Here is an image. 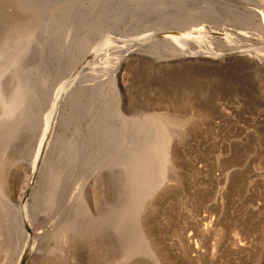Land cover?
I'll return each instance as SVG.
<instances>
[{
  "label": "rangeland",
  "instance_id": "rangeland-1",
  "mask_svg": "<svg viewBox=\"0 0 264 264\" xmlns=\"http://www.w3.org/2000/svg\"><path fill=\"white\" fill-rule=\"evenodd\" d=\"M244 5L0 0V66L21 73L25 85L44 82L36 85L43 89L34 126L10 144L17 182L32 171L59 90L71 83L78 96L27 194L37 209L26 222L39 227L49 218L52 230L28 239L19 255L22 230L32 229L19 208L0 209V264H264V68L240 56L260 45L235 36ZM165 30L186 43L152 40ZM119 62L121 84L112 74ZM159 113L179 125L168 126L162 181L142 200L131 190L145 161L133 163L135 130L156 124ZM62 132L70 140L57 144ZM151 170L143 167V178Z\"/></svg>",
  "mask_w": 264,
  "mask_h": 264
},
{
  "label": "bare ground",
  "instance_id": "bare-ground-1",
  "mask_svg": "<svg viewBox=\"0 0 264 264\" xmlns=\"http://www.w3.org/2000/svg\"><path fill=\"white\" fill-rule=\"evenodd\" d=\"M243 3H245L246 5L240 6L241 8L240 11H237L239 14L233 18L234 23L233 25H231L232 28L234 27V29H236V35L235 34L234 35L237 36L238 38H242V37H248V34H250L251 36L256 37L257 42H259L260 45L257 44V47L254 48L253 46L252 47L253 49L249 48L248 50L242 48L243 50H240L241 53L240 56L248 60H252L253 58L256 60V61L252 60L254 61L255 66L258 65L259 67L264 68V0H243ZM159 38L168 39V40L170 39L171 43L169 42V44L171 45V47L172 46L176 47L179 46L181 43H186L181 33L173 32L169 30L155 33V35L152 36V40H156V39L158 40ZM17 42L18 41H16L15 43ZM27 44L29 45L30 43ZM239 49L241 48L239 47ZM34 51H35L34 49L31 50L30 52L31 56L34 55ZM252 51L255 53L256 56L252 55ZM69 52L70 51H68V53ZM2 53L5 52H3L2 50ZM2 61L3 60L0 51V63ZM7 69L8 68L5 66H0V209H5V210L7 209L8 211L12 207L19 208L21 212L22 224L32 229V233L22 230L24 239L22 242L23 246L20 247L19 249V255H20L24 253L28 239L31 241L35 240L41 233L44 234L50 233V231L52 230L49 229L51 226L50 224L46 225L50 222L49 218H45L46 220L45 219L41 220V223L38 222L39 227H35L33 224L34 222H31V224H28L29 222H26L28 212L30 211V214H32L33 211V213L35 214V211L37 209L36 206L37 203L35 202L31 204L28 201L27 194L29 189L31 188L32 182L34 181V177L36 176V174L40 169L42 163L41 159L50 143V138L53 135V133L55 134L56 132V126H61L63 124L69 126V124L71 123V118L68 114L69 112H66L65 108L68 105V102H70V104L72 103L73 105L74 102L73 100L74 98L75 100H77L75 97L77 95L75 94L73 95L71 91H68L67 87L71 86V83H68L65 87H63L64 85H62L63 88L59 87V89L61 88L59 91L61 90L62 91L60 93L58 92V95L56 96L55 101L53 103V106L51 107V111L50 113L48 112L49 114L45 118L44 126L39 141L37 155L35 158V162H33L32 171L28 174V177L20 184V181L17 182V178H16V173H17V170L15 169L16 163L10 162L11 160V155L9 154L10 153L9 151L11 149L10 144L17 137H19L21 133L22 136L25 133H27L26 129L28 128H25V126H27V123L28 126L30 124L31 126H34L33 119L36 116V111H37L36 107H38L39 96L42 94L41 92L43 89L41 88L39 91L38 89H36L37 87L36 85H38L39 82L44 84V82L42 81V79L35 77L36 79L34 80L33 78L31 79L29 86L27 84L25 85L27 81L24 80V76H22L21 73L18 72L19 74L16 75L17 78H15V75L13 77L11 72L8 74ZM123 69H124V64L122 62H119L114 72H112L114 80L120 81V84H121ZM89 72L85 74H89ZM91 73H93V71ZM92 75L90 76L93 77ZM38 76L40 77L42 76V74L39 73ZM73 77L72 79H74ZM14 78H15V82L13 81ZM81 79L85 80L88 78L82 77ZM38 80L40 81L38 82ZM24 81L25 83L23 84ZM71 87L73 88V86ZM80 92L77 94H80ZM72 95L74 96V98H72ZM160 117L161 118L156 124L150 122L148 124L146 123V125H144L143 127L139 126L137 130L134 129L136 133L133 142L136 144L135 145L136 151L133 154L134 156L133 159L135 158V162H133V159L131 162H133L135 165L136 161L140 160L141 157H145V161L141 162V166H140L141 168H139L140 170L136 172V175L133 178L131 190H133L134 187L136 186L137 189H134V191H132V195L133 196L135 195L136 198L138 197V199H142V200H144L143 198L145 196L150 195L149 193H152V191H154L155 188L162 181V175L165 170V161L168 157V150L170 146L169 144L170 138L167 135L168 126H170L171 128L174 127V129H176L175 127L179 125L178 123L179 119L171 117L170 114L168 113H163V114L161 113ZM125 132L126 130L124 131V133ZM127 134L128 133H126V135ZM58 139L60 141H58L57 144L59 142L64 144L67 143V140L69 138H66L65 132H62V135ZM122 140L123 139H121V143L123 142ZM118 143L121 144L120 142ZM143 167H149V168L152 167L149 176L146 178H143L144 173L141 172V169H143ZM1 220L2 219H0V221ZM51 220H53V218ZM3 242L0 243V251L3 250V248L6 249L5 245L2 246Z\"/></svg>",
  "mask_w": 264,
  "mask_h": 264
}]
</instances>
